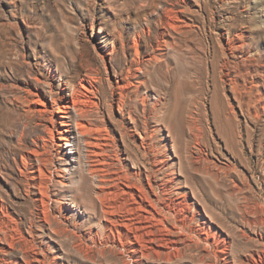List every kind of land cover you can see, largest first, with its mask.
<instances>
[{
	"label": "rangeland",
	"instance_id": "rangeland-1",
	"mask_svg": "<svg viewBox=\"0 0 264 264\" xmlns=\"http://www.w3.org/2000/svg\"><path fill=\"white\" fill-rule=\"evenodd\" d=\"M178 1L0 0V264L147 261L141 255L137 262L125 260L130 259L127 251L108 240L102 206L95 197L97 182L84 163L81 172L66 173L47 128H52V114L58 115L51 105L55 93L76 88L87 95L81 96L87 102L83 107L91 109L85 123L110 134L104 132L111 142L107 159L114 161L117 152L127 169H140L135 161H143V149L133 136L140 132L144 115L140 106L135 108L134 129L127 119L134 103L125 100L123 118L113 91L135 57L138 29L163 28L159 19L169 8L184 10L188 24L182 36H175L179 49H167L164 64L153 66L147 89L153 102L158 94L150 83L163 90L161 115L177 134L170 139L165 122L152 119L153 128H162L155 142L164 149L169 139L176 140L178 158L170 145L166 150L182 170L174 188L189 193L195 205L192 215L211 218L227 237L232 264L254 260L264 264V0H190L188 7ZM120 33L128 43L125 53L115 40ZM142 41L141 58L153 55L150 42ZM227 72L232 83L224 78ZM229 125L235 146L227 140ZM34 149H47V155L55 157L47 171H59L69 179L40 181L41 163L36 162ZM64 203L71 212L60 213ZM160 231L157 235L166 236ZM181 249L178 255L176 249L167 248L146 264H199L195 248ZM163 254L174 256V263L169 257L163 263Z\"/></svg>",
	"mask_w": 264,
	"mask_h": 264
},
{
	"label": "bare ground",
	"instance_id": "bare-ground-1",
	"mask_svg": "<svg viewBox=\"0 0 264 264\" xmlns=\"http://www.w3.org/2000/svg\"><path fill=\"white\" fill-rule=\"evenodd\" d=\"M181 1L184 2L187 7L192 5V1L190 0ZM175 9L176 8H169L162 10L163 13L161 14V19H159V22L160 25H163L164 27H161L160 29L157 28L158 31L155 30V32L153 29H151L152 27L142 28L140 29L141 31L138 29L137 35L133 40V48L136 51L135 57L131 62H129L127 69H124L120 73V78L116 81L115 90L113 91V94L116 93L119 97L117 101L118 110L122 114V117L126 115L127 111L125 107V100H129L131 103H134V107L131 110H128L127 118L129 122L134 125V129L137 124V117H135L134 113L136 111L135 108L137 109L140 106L144 115V122L142 123V127L140 126V132L135 131L134 134L136 135L133 136L136 138L141 148L143 149V161L138 157V160L135 161L140 169H127V166L124 162L125 159L124 161L120 160L117 152L116 159L114 161H110L109 159H107L109 158V155L106 153V150L107 147L111 145L108 137L110 136V134H108L107 129L93 126L94 124L88 123L90 122L88 120V122L85 123L84 119L86 120V118H88V115L90 113L89 111L91 109H86L87 106L83 107V104H86L87 102L81 96L87 95L76 88H73L71 90H69L68 88V90L62 91L63 93L59 91L60 93H57V95L54 92V96L56 97H53L54 99L51 100L52 112L57 109L58 115L56 116L55 114H52V128L48 127L47 129L50 133L52 143H54V146H56L58 150V155H60L58 156V160L66 168V173L68 171H74L78 173L81 172V168H83L84 163L87 173L95 182H97L96 186L98 187L99 192L96 193L95 197L97 200H99L102 206L103 211L101 213L103 216L101 217H104L103 229L110 233L108 234V240H111L113 245L115 244L119 249H125L127 251L130 259L125 260L136 261L141 255L140 257L142 260L144 258L145 260L149 261L151 259V256H154V254H156L155 256H158V258H160L162 253H165L163 251L167 250V248L173 249L172 251L176 249L177 251L175 252L176 254H178L177 252H180V249L182 247V249H185L186 247L187 249L195 248L197 253H199L197 257L199 264H232L233 260L231 261L229 257L231 254V248L229 245L231 244L228 245L227 237L225 238L223 234L217 230L214 225L215 223L212 222L213 220L211 218H209V220H206L205 218L200 216L197 219L195 215H192L191 212L193 213V211H195V205L190 202L189 193L183 191L182 187L174 188L175 185H179L180 183L182 170L180 165H177L175 161H173L175 159H170L171 156L167 154L166 150L170 145L171 149L174 152V156L178 158V153L176 151L177 146H175L176 140H170V135L172 137L174 136V134L176 135L177 130L172 127L173 124L172 126L169 123L167 125L164 120V116L161 115L162 111H160V106L162 102L159 93H161L162 95L163 90L161 88H154L152 86L153 83H150L152 89L155 91V93L158 94V98L156 99V101L154 100L155 102H153L150 94L151 92H149V90L147 89V85L152 81L151 78L154 76L151 75L153 73L152 71L154 70L152 69L153 66L156 64L160 66L163 60L166 59L165 52L167 51V49H172L174 51L179 49V45L176 42L175 36H182L185 32L186 24H188V22L182 16L185 11ZM146 22H148V19ZM113 34L116 33L113 32ZM239 37L242 38L243 36ZM144 38L145 40L147 39L150 42L149 48L153 50L154 54L141 58L139 45L142 44V40ZM125 39L126 38L123 33H120L115 38L118 44L122 46L124 53L127 50L126 46L128 44L126 43ZM240 41H242V39H240ZM230 46L231 45L229 44V47ZM227 50L229 51L231 50V48H227ZM60 72H63V69ZM229 73L227 72L228 75L225 74L224 78L231 81L230 83H232L233 80L230 78ZM54 79L56 78L53 77V80ZM135 81L138 84H135ZM160 84H162V82ZM49 87L51 88V86ZM85 90L89 89L85 87ZM142 90H145L143 94L141 93ZM51 95H53V93ZM163 113H165V111ZM158 118L161 121L165 122V127L167 128L166 130L168 131V136L170 138L168 143H165V145H163L164 149L160 148L161 144L158 147V144L155 142L156 137L160 135L162 128H153V126H151V120ZM182 118L183 117H180L181 120ZM104 132H107L108 136H105L106 133ZM227 137L229 145L232 146L234 144L235 146L236 141L233 137L230 125L227 128ZM58 140L65 141V145L58 143ZM34 151L35 152L33 154L35 156L36 162L41 163L40 166L38 165L37 170L39 173L40 181H42L43 179H48V182H53V179L55 177H58L59 182L62 183L65 180L67 181V179H69L67 175H61L60 173H58L59 171L57 173L56 170L54 173L52 170L47 171L46 166L49 163L53 164V160L55 158L53 156L49 157L47 155V149L45 151L46 153L36 151L35 149ZM82 157L84 162L81 160ZM179 163H181V161ZM48 172L49 174H47ZM70 205L71 207L75 206L72 204ZM63 209H67V211L70 210V212L72 211L71 208L67 207L66 203H64V206L60 208V213L63 212ZM51 225L52 224H50V226ZM55 230L57 231V229ZM158 230H161L159 232L160 234L162 232L166 236H162V234L157 235ZM104 234H106V232ZM96 241L97 240H95V243ZM202 243L205 244L204 247L201 246ZM98 247L100 248V246ZM103 254H107V252L105 253L103 250ZM167 254H165V256L163 254L165 260L163 263L166 262L165 257L171 256L170 254H168L169 256H166ZM255 254L256 253H254V255H251L255 257ZM110 255L111 257H113V254L110 253ZM119 255L120 253L118 254V256ZM128 255L126 254V256ZM178 257L177 259H179ZM119 258L120 256L118 257V259ZM174 258L175 257L173 256L172 259ZM236 258L238 257H235L234 259ZM154 259L155 258H153V261H155ZM172 259H170L169 257V261H172ZM260 259L263 260L262 257H260ZM242 262L239 264H244ZM157 263H160L158 262V259ZM125 264H128L127 261ZM253 264H257V260H254Z\"/></svg>",
	"mask_w": 264,
	"mask_h": 264
}]
</instances>
